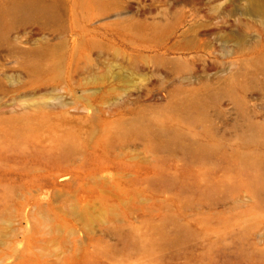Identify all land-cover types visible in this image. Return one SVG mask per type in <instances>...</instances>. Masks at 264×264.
<instances>
[{
	"label": "rangeland",
	"instance_id": "1",
	"mask_svg": "<svg viewBox=\"0 0 264 264\" xmlns=\"http://www.w3.org/2000/svg\"><path fill=\"white\" fill-rule=\"evenodd\" d=\"M0 264H264V0H0Z\"/></svg>",
	"mask_w": 264,
	"mask_h": 264
},
{
	"label": "bare ground",
	"instance_id": "2",
	"mask_svg": "<svg viewBox=\"0 0 264 264\" xmlns=\"http://www.w3.org/2000/svg\"><path fill=\"white\" fill-rule=\"evenodd\" d=\"M250 14H257L256 11L253 8H250Z\"/></svg>",
	"mask_w": 264,
	"mask_h": 264
}]
</instances>
